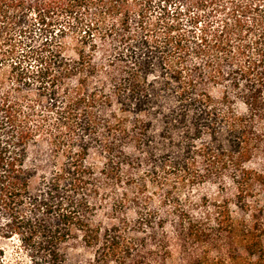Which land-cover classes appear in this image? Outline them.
Instances as JSON below:
<instances>
[{"label":"trees","instance_id":"1","mask_svg":"<svg viewBox=\"0 0 264 264\" xmlns=\"http://www.w3.org/2000/svg\"><path fill=\"white\" fill-rule=\"evenodd\" d=\"M135 1L0 0V264H264V0Z\"/></svg>","mask_w":264,"mask_h":264},{"label":"rangeland","instance_id":"2","mask_svg":"<svg viewBox=\"0 0 264 264\" xmlns=\"http://www.w3.org/2000/svg\"><path fill=\"white\" fill-rule=\"evenodd\" d=\"M135 2L142 4L143 5L142 7L145 6L146 9L150 10V12H149L150 19H155L157 17V15L160 13V10L155 8V7L159 6L160 0H138ZM174 5L176 6L177 4L173 3V4H171V6H169V7H171V10L175 9ZM31 16L34 18L33 15H31ZM70 38L71 37H69L68 40H66V44L73 45L74 43ZM69 54H71V51H69ZM263 167H264V158H262V169H263ZM154 191H155V189H151L150 193L152 194V192H154ZM184 193H185V190H182V192H181L182 196ZM192 194H195V192L192 191ZM212 198H213V200L217 199V197H215V196H212ZM156 200H157L156 202L158 203L159 199L157 198ZM249 200L254 202V210H255L254 214L256 216L255 220H252V218H249V216H245L243 214V212L241 211L240 207L237 206L235 203H233L231 205V211L233 213L234 220L237 222L238 226H242L243 222H246L247 225H254L255 223L258 222V219L261 220L260 221L261 223H262V219L264 220V186L263 185H262V187L257 186L255 188L254 195H252V197H250ZM239 241H240V239H238V242ZM19 248H20V245H19V240L17 238L13 241V243H11L10 246H8L9 251L12 252L13 255L20 254ZM238 251L239 252L235 253V255H234L235 260L234 261L231 260L229 264H245V262L248 259V255L243 250H238ZM200 255H202V258H203V260H202L203 262L201 264H209L210 261L212 263L213 259L215 258L214 251H211V250H203L200 253ZM90 258L91 257L89 255H87L86 253H84L80 250L70 252V261L73 264H82V263L86 262L87 259H90ZM206 258H209L208 261ZM8 264H13V263L8 262ZM167 264H182L180 262V256H178V254H175L174 258L171 259L170 261H168Z\"/></svg>","mask_w":264,"mask_h":264}]
</instances>
